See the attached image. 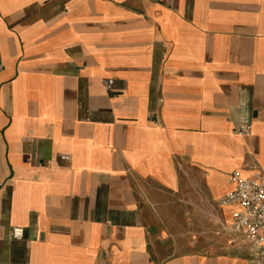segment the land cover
Instances as JSON below:
<instances>
[{"label": "crops", "instance_id": "1", "mask_svg": "<svg viewBox=\"0 0 264 264\" xmlns=\"http://www.w3.org/2000/svg\"><path fill=\"white\" fill-rule=\"evenodd\" d=\"M253 169L264 0H0V264H252Z\"/></svg>", "mask_w": 264, "mask_h": 264}, {"label": "built area", "instance_id": "2", "mask_svg": "<svg viewBox=\"0 0 264 264\" xmlns=\"http://www.w3.org/2000/svg\"><path fill=\"white\" fill-rule=\"evenodd\" d=\"M252 124H239L233 129L239 138L252 136ZM230 191L218 203L221 207L232 208L229 230L240 235L255 251L252 264H264V173L253 169L249 176L233 172L229 177ZM24 230L14 228L12 240H22Z\"/></svg>", "mask_w": 264, "mask_h": 264}]
</instances>
